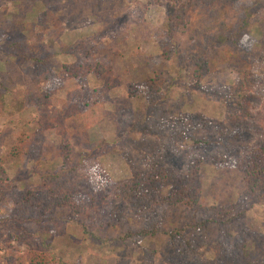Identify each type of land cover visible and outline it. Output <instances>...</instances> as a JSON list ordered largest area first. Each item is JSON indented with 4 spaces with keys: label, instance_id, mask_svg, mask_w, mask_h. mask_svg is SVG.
<instances>
[{
    "label": "rangeland",
    "instance_id": "374dc122",
    "mask_svg": "<svg viewBox=\"0 0 264 264\" xmlns=\"http://www.w3.org/2000/svg\"><path fill=\"white\" fill-rule=\"evenodd\" d=\"M225 1L232 5L238 0ZM250 1L256 3L264 21V0ZM166 4L174 5L168 0H0V264H59L57 260L64 264H171L185 251L193 262L226 264L218 261L221 244L229 235L238 238L243 232L255 235L249 242V263L264 264V204L242 201V178L235 170L238 160L231 156L230 169L206 164L202 171L206 204L227 201L242 211L226 226L198 230L195 219L182 208L163 212L157 235L144 240L136 235L145 226L152 228L151 223L144 225L132 213L127 216L129 226L113 236L108 228L100 231L88 224L84 232L83 220L70 221L68 211L57 212L55 221L42 226L11 221L14 191L39 187L41 174L58 171L65 143L71 144V160L80 165L81 174L111 199L133 180L135 172H148L164 148L157 138L138 134L133 127L145 117L148 101L141 92L143 85L157 76L163 82L162 93L170 96L169 116L181 118L190 135L217 141L222 133L232 132L225 103L238 81L237 70L220 62L221 49H207L209 67L199 82V68L187 58L188 52H196L192 42L181 34L173 41L168 37ZM247 41L242 47L257 60L253 64L255 91L248 99L255 120L258 113H264V61L260 60L264 24L254 27ZM33 48L47 51L41 57L48 56L53 67V75L40 88L48 96L50 122L54 123L55 114L64 116L75 107L86 120L85 135L78 130L74 135L63 132L66 128L41 130L38 108L24 106L27 102L22 96L38 79L30 61ZM76 58L89 66V70L87 66L78 70L81 77L93 71V63L105 59L111 70L105 84L111 88L90 81L91 76L71 77L66 67L76 63ZM71 116V124L77 126L79 114ZM199 117L209 130L195 126ZM252 122L247 123L253 127ZM252 135L249 144H231L243 158L250 147L259 148L261 138ZM176 149L183 160L184 153H197L188 139ZM173 231L180 233L175 240L169 235ZM128 232L137 243L134 236L118 241ZM235 243L227 241L224 247L230 253Z\"/></svg>",
    "mask_w": 264,
    "mask_h": 264
},
{
    "label": "trees",
    "instance_id": "16d2710c",
    "mask_svg": "<svg viewBox=\"0 0 264 264\" xmlns=\"http://www.w3.org/2000/svg\"><path fill=\"white\" fill-rule=\"evenodd\" d=\"M168 1L175 5L166 4L168 37L173 41L178 34H181L189 38L190 43L192 42L196 49L195 53H199V56L188 52L187 58H190L193 65L199 68L196 79L200 82L208 70L210 57H206L207 49H221L220 62L237 70L238 81L229 90L230 94L226 97L227 102L225 103L228 110L227 125L232 128V132L222 133L217 141L209 138L197 139L190 135L181 118L174 120L169 116L170 112L166 103L170 101V96L162 93L163 82H161V76H157L149 84L143 85L141 92L148 101L145 117L142 121L135 122L133 127L138 134L157 138L164 148L163 154L157 156V160L149 166L148 172H135L133 180L124 184L121 190L117 191L116 196L111 199L109 195H105V192H99L92 182L81 174L80 165L71 160V144L65 143L62 155L63 166L58 171L41 174L42 182L39 187L14 191L11 221L22 225L42 226L45 222L55 221L57 212L68 211L70 221L83 220L80 224L84 232L90 225L97 227L100 231L108 228L110 235L113 236L123 226H129L127 216L132 213L135 219L141 220L140 222L144 225L151 223L152 228L148 230L145 226L136 235L144 240L157 235L158 220L163 212L182 208L181 210L188 211L193 220L195 219V228L198 230L207 226H226L241 216L242 211L237 212L238 207L232 203H226L227 201L216 206L206 204L202 171L206 164L217 167L226 166L225 168L230 169L228 165L230 156L238 160L235 170L242 178V201L260 200L264 204V140L262 139L264 137V113H258L254 120L252 105L248 100L255 91L253 64L257 60L242 47V45H247V38L254 27L264 24L260 17L261 11H258L256 3L250 0H238L232 5L227 4L225 0H188L183 3L177 0ZM25 49L26 47L22 48V50ZM33 49L32 55L34 56L30 58V61H32L33 74L38 79L33 87L22 96L27 102L24 106L30 104L38 108L41 130L58 129L62 131L66 128L63 132L74 135L78 130L85 135L88 130L86 120L83 117L80 118L81 115L75 107L71 108V111L66 110L64 116L55 114L54 123L50 122L53 116H50L52 113L48 96L41 94L40 88L42 83L48 82L53 75L51 71L53 67L50 65L48 56L41 57V54H47V51ZM86 59L87 57L84 58V62L87 61ZM260 60L264 61V55ZM76 61L66 67L71 77L87 79L91 76L93 79L90 81L95 83L101 81L104 86L111 88L110 84H105L109 83L107 75L111 71L105 65V59L95 64L91 62L93 71H86L83 77L78 70L86 67L87 64L79 62L77 58ZM87 68L89 70V66ZM131 88L138 92V88ZM195 88L199 91L197 86ZM93 104L96 103L93 102ZM72 113L79 114L77 118L80 119L76 123L77 126L71 124ZM204 122L205 120L199 117L198 121H195V126L199 128L205 126V129L209 130ZM247 122H252L253 127ZM221 127L226 131L225 125ZM254 133L261 138L258 142L259 148L250 147L243 158L236 150H233L231 144L236 143L240 147L245 142L249 144L254 138L252 135ZM186 139L190 140L197 153L192 156L182 153L183 160V156L178 155L180 153L176 147ZM225 145L227 147H224ZM84 203L87 206L82 207ZM169 235L172 240H175L180 233L173 231ZM133 236L132 232H128L118 237V241L126 242ZM136 236L133 237L135 243H137ZM235 237L238 238L229 235L225 240L226 245H228L227 241H231L232 244L236 242L235 251L229 253L223 241L218 261L226 264H250L249 242L255 235L243 232L242 235ZM187 244L191 247L190 242ZM45 249L49 250L48 247ZM53 259L57 260L54 256ZM195 261L188 260L185 251V253H179L171 264H206ZM57 262L64 264L62 260H57ZM118 264L129 263L120 262Z\"/></svg>",
    "mask_w": 264,
    "mask_h": 264
}]
</instances>
